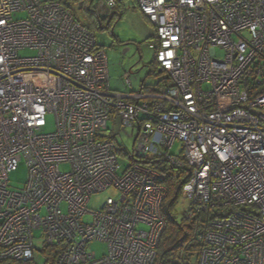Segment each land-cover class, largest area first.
Returning <instances> with one entry per match:
<instances>
[{"label":"built area","instance_id":"2783aa9c","mask_svg":"<svg viewBox=\"0 0 264 264\" xmlns=\"http://www.w3.org/2000/svg\"><path fill=\"white\" fill-rule=\"evenodd\" d=\"M121 1L98 0L100 21ZM134 1L169 78L155 90H133L131 73L130 91L113 90L106 50L63 0H0V261L43 264L41 230L61 249L54 264H155L167 189L150 159L189 170L182 193L197 207L229 212L208 224L199 264H264V0ZM112 118L138 126L126 168L104 134Z\"/></svg>","mask_w":264,"mask_h":264},{"label":"rangeland","instance_id":"374dc122","mask_svg":"<svg viewBox=\"0 0 264 264\" xmlns=\"http://www.w3.org/2000/svg\"><path fill=\"white\" fill-rule=\"evenodd\" d=\"M97 1L95 0L91 20L90 18L87 19L83 10L84 8H90V0H68L66 4L70 8H73L76 17L84 25L87 26L89 23L94 24L92 28L96 35L97 44L107 52L112 88L121 92L130 91L124 83L123 77L125 73H131V80L134 85L133 90H139L143 81H145V86L147 87L160 88L162 80L167 79L168 75L166 73H159L160 69L155 61L154 51L149 48V42L152 41L155 33L154 26L143 16L134 0H125L123 6L117 9V14L111 22L109 29L103 30L95 27L97 21H100V11H96L99 8ZM101 23L103 27H106L110 22L106 23L103 21ZM21 54L30 56L33 53L24 51ZM54 129V117L48 115L46 132H53ZM137 133V124L129 128L122 127L118 119L110 121L107 130L104 131L106 137L115 139L120 146L122 150L120 160L125 168L132 162L131 156L135 147ZM182 147L183 143L176 141L171 154L178 156ZM28 178L29 170L27 162L24 159L19 168L10 174L9 186L13 190L23 189ZM163 184L166 187L165 183ZM110 197H116V193L112 189L92 195L88 203V209L93 212L101 210ZM168 202L169 199L166 205L169 204ZM191 208V201L182 193L173 204V215L178 222H183L185 214ZM90 220L91 216L84 218L85 222H89ZM141 227L147 229L145 226ZM34 235L36 249L38 252H41L44 249V241L42 240L43 233L41 230H37ZM107 249L106 244L99 242L91 243L89 247L90 251L96 252L97 258L104 257L108 251Z\"/></svg>","mask_w":264,"mask_h":264},{"label":"trees","instance_id":"16d2710c","mask_svg":"<svg viewBox=\"0 0 264 264\" xmlns=\"http://www.w3.org/2000/svg\"><path fill=\"white\" fill-rule=\"evenodd\" d=\"M64 4L68 0H63ZM125 1V0H124ZM124 1L119 3V7L123 6ZM95 6V0H90V8H84L85 15L87 19L90 20L93 17V7ZM116 12L113 16H116ZM145 17V16H144ZM111 19L109 25L103 27V21H97L95 27L100 29H109L111 26ZM108 23V21H104ZM101 24V25H100ZM94 24H87V27L93 30ZM94 31V30H93ZM153 39V37H152ZM159 73H164L161 70ZM125 75V74H124ZM169 78H165L161 82H168ZM140 87L143 90H155L157 88H150L145 86V81L142 82ZM115 91H119L113 88ZM121 92V91H120ZM112 118L111 121H113ZM115 140V139H114ZM119 146V145H118ZM119 152L122 150L119 146ZM142 164H148L153 167H156L159 171L164 174V181L167 187V196L163 205V215L166 220V229L162 234L160 244L157 250V258L155 264H199V255L203 247V241L201 237L207 231L208 224L216 219L223 218L226 216L227 209H223L219 206L214 207H197L191 200L192 208L185 214L183 222H178L173 215V204L182 194L183 187L189 179V170L188 169H178L176 167L167 165L165 163L153 160H147L142 162ZM153 164V165H152ZM128 167V166H127ZM169 199V204L166 205V202ZM191 214V216H189ZM61 249L58 246H50L44 248L41 252L45 255L42 257L43 264H54L57 258V254ZM0 264H30L24 261H15V260H4L0 261Z\"/></svg>","mask_w":264,"mask_h":264},{"label":"clouds","instance_id":"9594fccd","mask_svg":"<svg viewBox=\"0 0 264 264\" xmlns=\"http://www.w3.org/2000/svg\"><path fill=\"white\" fill-rule=\"evenodd\" d=\"M139 89H142L141 87Z\"/></svg>","mask_w":264,"mask_h":264}]
</instances>
